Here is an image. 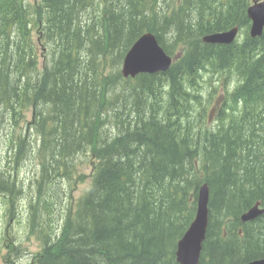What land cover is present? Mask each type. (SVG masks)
<instances>
[{"label": "trees", "instance_id": "16d2710c", "mask_svg": "<svg viewBox=\"0 0 264 264\" xmlns=\"http://www.w3.org/2000/svg\"><path fill=\"white\" fill-rule=\"evenodd\" d=\"M253 1L0 0V194L15 204L24 193L17 172L36 144L34 264H178L204 184L201 264L264 258V215L241 221L264 207V33L250 36ZM234 27L243 39L203 42ZM145 33L175 60L125 79L120 67ZM215 76L234 82L209 127L203 82ZM82 164L92 182L69 207L65 184L87 178Z\"/></svg>", "mask_w": 264, "mask_h": 264}, {"label": "rangeland", "instance_id": "374dc122", "mask_svg": "<svg viewBox=\"0 0 264 264\" xmlns=\"http://www.w3.org/2000/svg\"><path fill=\"white\" fill-rule=\"evenodd\" d=\"M33 1V0H31ZM244 35L240 34L239 39H243ZM123 66V65H122ZM121 66V67H122ZM120 71L122 74V68ZM221 79V80H220ZM233 78H229L225 81V76H215L211 81L206 80L203 82V106L201 109L207 126L211 127L216 122L217 107L220 105V100L217 98L222 91L227 88L232 89ZM216 87V89H214ZM212 94V96H210ZM194 115H198L200 106L197 107ZM205 122V123H206ZM4 149L0 147V163L4 156ZM38 146L35 144L32 147V152L23 165L18 170V179L21 181L24 187V193L17 199L15 204H12L9 199L0 194V264H34V256L40 252L43 248V242L41 241L39 234L36 230L31 228V210L30 205L33 202L32 196L34 195L35 187L34 182L41 171L40 158L38 156ZM92 172L91 166L85 164L81 166L82 176H87L81 183L72 190L68 183L65 187L68 189V195L64 194L66 198L65 204L71 207V198L74 201L80 199V197L86 192L91 185L92 179L90 176ZM66 206H64V213L67 212ZM60 222L56 219L53 226V230L60 225ZM62 225V224H61ZM60 225V226H61ZM57 226V227H56ZM59 231V230H58Z\"/></svg>", "mask_w": 264, "mask_h": 264}, {"label": "water", "instance_id": "95a60500", "mask_svg": "<svg viewBox=\"0 0 264 264\" xmlns=\"http://www.w3.org/2000/svg\"><path fill=\"white\" fill-rule=\"evenodd\" d=\"M248 16L251 21L250 36L261 37L264 33V0H254L248 9ZM239 32L240 28L234 27L228 31L208 34L203 37V42L212 45H231L236 41ZM173 61L174 58L165 52L156 36L153 33H145L125 56L122 75L128 79L140 74L167 72ZM209 202L210 189L204 184L199 191L195 219L178 243L176 252L178 264H200L209 226ZM263 214L264 207L257 203L241 216V221L243 223L255 221ZM244 264H264V258Z\"/></svg>", "mask_w": 264, "mask_h": 264}, {"label": "bare ground", "instance_id": "6f19581e", "mask_svg": "<svg viewBox=\"0 0 264 264\" xmlns=\"http://www.w3.org/2000/svg\"><path fill=\"white\" fill-rule=\"evenodd\" d=\"M199 29V28H198ZM231 30V29H230ZM212 45V44H211ZM21 53V52H20ZM122 68V67H121ZM264 71V70H263ZM154 101V100H153ZM163 104H164V102H163ZM132 127V126H131ZM257 204V203H256ZM264 215V214H263ZM180 241V240H179ZM256 260V259H255ZM200 264H201V262H200Z\"/></svg>", "mask_w": 264, "mask_h": 264}]
</instances>
